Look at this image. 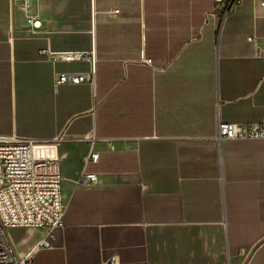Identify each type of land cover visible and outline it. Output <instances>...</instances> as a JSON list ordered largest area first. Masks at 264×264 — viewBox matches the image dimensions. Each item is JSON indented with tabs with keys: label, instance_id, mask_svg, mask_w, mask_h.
<instances>
[{
	"label": "crops",
	"instance_id": "crops-1",
	"mask_svg": "<svg viewBox=\"0 0 264 264\" xmlns=\"http://www.w3.org/2000/svg\"><path fill=\"white\" fill-rule=\"evenodd\" d=\"M213 11L214 0H0V136L58 141L63 179L65 226L28 264H264V139L216 138L220 123L264 121V6ZM47 49L94 51L95 74ZM60 74L92 79L58 85ZM92 152L97 181L84 183ZM9 234L21 258L44 238Z\"/></svg>",
	"mask_w": 264,
	"mask_h": 264
},
{
	"label": "built area",
	"instance_id": "built-area-1",
	"mask_svg": "<svg viewBox=\"0 0 264 264\" xmlns=\"http://www.w3.org/2000/svg\"><path fill=\"white\" fill-rule=\"evenodd\" d=\"M25 8L32 1L20 0ZM260 1L264 6V0ZM237 0H214L213 14L226 18ZM27 25L31 30L42 26L41 20L34 15L28 16ZM250 41H254L250 38ZM53 60L66 62L88 60L92 63L91 75L95 74L94 51L87 56L82 52L53 53L50 49L40 52ZM151 64V60H146ZM83 75L60 74L57 84H79ZM220 141L262 140L264 139V121L251 126L234 123H220L218 135ZM58 141L44 142L18 136H0V264H28L33 253L49 246L48 239L56 229L65 226V203L62 194V177L59 171ZM99 154L92 152L84 161L81 180L84 183H96L97 175L87 173L90 163H98ZM38 229L44 238L26 257L18 256L12 243L11 229Z\"/></svg>",
	"mask_w": 264,
	"mask_h": 264
},
{
	"label": "rangeland",
	"instance_id": "rangeland-1",
	"mask_svg": "<svg viewBox=\"0 0 264 264\" xmlns=\"http://www.w3.org/2000/svg\"><path fill=\"white\" fill-rule=\"evenodd\" d=\"M245 261H246V258L242 259L241 264H244Z\"/></svg>",
	"mask_w": 264,
	"mask_h": 264
}]
</instances>
